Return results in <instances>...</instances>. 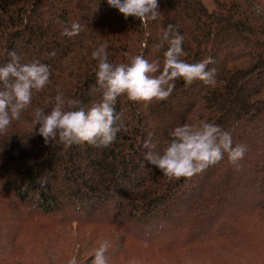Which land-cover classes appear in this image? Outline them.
Segmentation results:
<instances>
[{
	"label": "trees",
	"instance_id": "16d2710c",
	"mask_svg": "<svg viewBox=\"0 0 264 264\" xmlns=\"http://www.w3.org/2000/svg\"><path fill=\"white\" fill-rule=\"evenodd\" d=\"M158 5L159 18L145 27L125 19L107 0H0V66L15 51L22 64L39 61L52 72L50 83L33 92L21 120L0 135V264H15L31 225L46 218L54 223L49 232L74 223L96 230L95 241L80 243L93 251L91 259L77 257L78 264H92L104 241L110 243L109 264H168L171 258L175 264H198L193 256L187 259L197 251L208 254L211 264H234L225 255L212 256L214 249L227 248L264 258V0H158ZM73 22L81 25L79 34L63 35ZM169 24L184 37L182 59L213 58L208 68L216 69L215 87L178 79L168 99L147 104L121 95L115 109L123 127L107 148L44 142L39 125L33 129L36 108L50 111L59 93L66 101L80 100L86 111L100 102L95 48L105 44L113 65L142 55L162 67L168 44L161 36ZM201 120L230 131L233 146L246 147L238 169L225 154L191 178L169 180L145 160L146 152L162 151L173 128ZM161 216L176 228L155 237L168 231L167 225H152ZM131 224L146 233H136ZM200 228L205 232L198 233Z\"/></svg>",
	"mask_w": 264,
	"mask_h": 264
},
{
	"label": "clouds",
	"instance_id": "9594fccd",
	"mask_svg": "<svg viewBox=\"0 0 264 264\" xmlns=\"http://www.w3.org/2000/svg\"><path fill=\"white\" fill-rule=\"evenodd\" d=\"M107 3L118 9L125 19L133 17L145 27L161 14L158 0H107ZM80 31L81 25L73 22L70 28L63 29L62 34L73 37ZM183 41L178 30L172 24L167 25L161 36V43L168 44L162 67L158 62L150 63L142 55L130 57L128 63L113 65L108 59L107 46L100 44L91 52V58L97 62V83L103 89L100 102L86 111L80 100L66 101L59 93L50 111L43 107L35 109L33 129L39 125L37 134L46 144L58 139L65 147L86 142L94 147L107 148L116 141L123 127L122 113L115 109L116 100L121 95H126L132 102L147 104L168 99L178 79L187 85L200 80L215 87L216 69L208 68L209 64L215 63L213 58L186 62L182 59L186 55ZM8 55L10 61L0 66V84L3 85L0 89V135L6 134L14 121L21 120L22 112L31 105L33 92L43 90L52 75L49 64L39 61L22 64L15 51ZM55 55V51L49 53L50 57ZM169 137L161 152L150 150L144 154L145 160L169 180L191 178L219 163L225 154L228 162L238 169L246 152L243 145L233 146L230 131L203 120L178 125L169 132ZM144 146L149 148L150 141H145ZM45 183L46 180H41V187ZM109 247L108 241L102 242L95 250L92 264H109L106 255ZM68 264H78L77 258L73 256Z\"/></svg>",
	"mask_w": 264,
	"mask_h": 264
},
{
	"label": "rangeland",
	"instance_id": "374dc122",
	"mask_svg": "<svg viewBox=\"0 0 264 264\" xmlns=\"http://www.w3.org/2000/svg\"><path fill=\"white\" fill-rule=\"evenodd\" d=\"M76 209V207H74ZM36 213H39V211L32 209ZM73 211V210H72ZM83 210L78 211L76 210V215H80ZM90 212V209L86 210ZM88 214V213H87ZM62 216L66 217V213H62ZM60 214H57V217H59ZM57 218L56 216H53ZM165 218H162L161 220H157L158 222H155L152 224L154 227H158L161 225H167L169 234L165 233V231H160L156 233L155 237H166L172 233L171 230H174L176 227L172 225V223H165ZM41 222L33 223L31 227L29 228L28 232L26 233L23 242L26 244L25 246V252L21 253L19 256H17V261L15 264H49L51 259L53 261H56L57 264H68V261L75 256L76 258L79 257L80 260H88L91 258L90 255L93 253L91 249H84L80 247V243L82 241H85L86 243H89L94 240L95 229H85L80 225L72 224L69 226L60 228L56 224L57 230L53 232H49L47 230V227L49 226V223H52L49 221V218L37 220ZM54 224V223H52ZM28 226V227H29ZM131 226L136 230V233H139L141 235H144L146 231L141 229L140 227L137 228L134 225L131 224ZM141 227H143L141 225ZM150 227V226H149ZM198 233L205 232V228H200ZM98 234V233H96ZM154 234V233H153ZM151 234V235H153ZM86 235H90L86 237ZM140 235V236H141ZM114 236V235H113ZM150 236V235H149ZM86 237V238H85ZM84 238V239H83ZM132 241L136 240V237L131 235ZM106 239V238H104ZM79 241V242H78ZM78 242V243H77ZM264 245V244H262ZM79 249H83L82 254H79ZM226 252V254H224ZM188 254H185V257ZM208 254H202L199 251L196 253L190 254L187 256V259L194 257L193 260L197 262L198 264H211L210 258L207 257ZM218 256L220 257L222 255H225V258L228 262H232L234 264H237L239 262L238 260H245V262L249 261L250 259H255L253 257H245L239 253V251L236 250V252H232L231 248H227L226 250H216L214 249L212 251V256ZM163 257V256H162ZM79 260V262H81ZM162 261H165V259H161ZM168 264H175V258H171V260L166 261ZM253 264H264V258H258L253 261Z\"/></svg>",
	"mask_w": 264,
	"mask_h": 264
}]
</instances>
